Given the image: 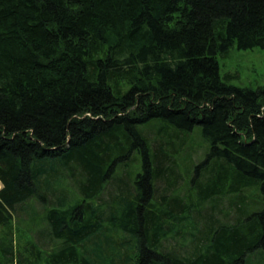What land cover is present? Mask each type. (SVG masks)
<instances>
[{"label": "trees", "instance_id": "1", "mask_svg": "<svg viewBox=\"0 0 264 264\" xmlns=\"http://www.w3.org/2000/svg\"><path fill=\"white\" fill-rule=\"evenodd\" d=\"M234 48L264 51V0H0V264L264 260V86L221 76Z\"/></svg>", "mask_w": 264, "mask_h": 264}, {"label": "rangeland", "instance_id": "2", "mask_svg": "<svg viewBox=\"0 0 264 264\" xmlns=\"http://www.w3.org/2000/svg\"><path fill=\"white\" fill-rule=\"evenodd\" d=\"M218 59L221 76L223 78L230 76V84L233 86L252 90H257L259 87L264 86V51L262 49L255 48L253 50H238L237 48H234L230 51L227 57L220 56ZM186 145L187 147L182 149L183 154L186 155L184 156L191 157L192 162L195 165L199 164V162L204 159L207 152V147L203 143L201 135L196 132L188 138ZM137 169L138 168H134V171ZM2 187L3 186L0 183V190ZM182 187H184V185H182ZM247 194H249L248 197L250 199H258L255 190H250ZM228 204L229 201L225 199L221 201L219 207L225 209ZM27 220V216L22 214V216L16 217L13 221L14 234L12 237L18 248L36 236L35 233L30 232ZM192 221L194 222V220ZM4 235L5 232L1 229L0 237H3ZM171 244L175 245V242H171ZM186 251L191 252L192 249L187 248ZM260 254L254 255V262H257L256 264H264L263 257Z\"/></svg>", "mask_w": 264, "mask_h": 264}]
</instances>
